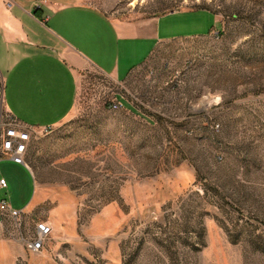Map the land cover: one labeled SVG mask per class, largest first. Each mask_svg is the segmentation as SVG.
<instances>
[{
  "label": "rangeland",
  "instance_id": "374dc122",
  "mask_svg": "<svg viewBox=\"0 0 264 264\" xmlns=\"http://www.w3.org/2000/svg\"><path fill=\"white\" fill-rule=\"evenodd\" d=\"M68 1L141 32L175 9L218 15L208 35L158 43L126 82L82 71L76 110L54 132L62 154L103 155V202L117 197L122 218L119 264H264V0ZM4 89L0 69V130L15 124ZM15 227L0 221V264H108L100 252L89 261L27 249L16 261L25 245Z\"/></svg>",
  "mask_w": 264,
  "mask_h": 264
},
{
  "label": "crops",
  "instance_id": "0c3cea01",
  "mask_svg": "<svg viewBox=\"0 0 264 264\" xmlns=\"http://www.w3.org/2000/svg\"><path fill=\"white\" fill-rule=\"evenodd\" d=\"M13 1L9 7L0 0V69L7 109L30 130L31 141L29 166L0 159V177L7 178L10 190L2 199L33 225L39 219L52 225L51 239L39 255L80 254L89 260L100 252L108 264H119L122 218L117 197L103 202V155L62 154L54 132L76 110L82 71L91 68L117 83L126 82L158 43L208 35L218 15L207 9L168 11L141 32L135 22L86 4ZM91 194L98 205L87 204ZM25 249L14 251L16 261L26 258Z\"/></svg>",
  "mask_w": 264,
  "mask_h": 264
},
{
  "label": "built area",
  "instance_id": "2783aa9c",
  "mask_svg": "<svg viewBox=\"0 0 264 264\" xmlns=\"http://www.w3.org/2000/svg\"><path fill=\"white\" fill-rule=\"evenodd\" d=\"M6 3L11 7L13 0H6ZM46 3V0H41L37 6ZM112 109L118 110L122 107L120 101H113L110 105ZM14 117V116H13ZM15 124L0 130V159L8 157L14 162L29 166L26 160V152L31 141L30 130L20 123L14 117ZM8 187V180L5 177H0V190ZM7 219H13L16 227L12 232L18 236L25 245V248L32 253H42L46 245L51 239L53 227L46 219L36 220L32 229L28 230L25 226V220L22 212L16 208H12L6 199L0 200V221L4 222Z\"/></svg>",
  "mask_w": 264,
  "mask_h": 264
},
{
  "label": "trees",
  "instance_id": "16d2710c",
  "mask_svg": "<svg viewBox=\"0 0 264 264\" xmlns=\"http://www.w3.org/2000/svg\"><path fill=\"white\" fill-rule=\"evenodd\" d=\"M191 9H207V10H211V11H213L212 9H210V8H205V7H193V8H191ZM176 10H178V9L171 10V11H176Z\"/></svg>",
  "mask_w": 264,
  "mask_h": 264
}]
</instances>
